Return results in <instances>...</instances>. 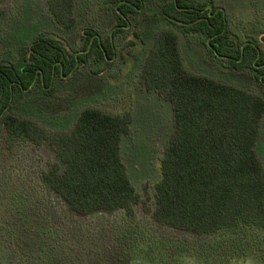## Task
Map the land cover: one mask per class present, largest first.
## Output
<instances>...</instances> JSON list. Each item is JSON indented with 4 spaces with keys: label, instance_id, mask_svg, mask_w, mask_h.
Listing matches in <instances>:
<instances>
[{
    "label": "trees",
    "instance_id": "trees-1",
    "mask_svg": "<svg viewBox=\"0 0 264 264\" xmlns=\"http://www.w3.org/2000/svg\"><path fill=\"white\" fill-rule=\"evenodd\" d=\"M144 2L101 0V8L111 9L114 16L105 36L87 27L79 49L68 51L57 39L37 33L25 55L0 64V121L6 141L48 142L62 168L53 164L41 173V181L80 215L122 210L125 218L133 217L139 195L121 157L130 111L85 107L69 132L47 133L34 120L10 112L13 93L32 86L50 93L55 77L87 66L91 57L96 62L92 71L101 73L116 55L115 38L127 31L130 18L142 11ZM211 2L167 0L157 14L203 43L211 62L248 72L264 91V25L255 37L239 36L240 21L221 8H208ZM47 9L61 28L75 26L74 0H47ZM172 26L153 36L138 74L144 88L166 99L172 110L173 131L160 160L152 217L208 239L195 245L143 237L129 228L118 234L123 253L128 264H160V255H169L172 246V253L194 251L207 264H233L245 256L264 259V174L255 150L264 98L190 71ZM121 60H125L122 52Z\"/></svg>",
    "mask_w": 264,
    "mask_h": 264
},
{
    "label": "rangeland",
    "instance_id": "rangeland-1",
    "mask_svg": "<svg viewBox=\"0 0 264 264\" xmlns=\"http://www.w3.org/2000/svg\"><path fill=\"white\" fill-rule=\"evenodd\" d=\"M166 1L145 0L142 11L130 18L127 31L115 38L116 55L101 73L93 72L96 62L91 57L87 66H79L68 76L55 77V89L50 93L38 86L14 92L10 109L18 117L34 120L47 133L69 132L85 107L109 113L130 111V128L121 139V157L139 195L132 219L125 218L122 210L85 215L70 210L41 181V173L53 164L62 168L52 147L46 141L39 145L25 140L8 142L0 121V264H128L118 234L129 228L143 237L186 240L195 245L207 242L208 236L177 230L152 217L160 160L173 131L172 110L166 99L144 88L138 74L153 36L172 26L157 14ZM2 8L0 64L25 55L26 46L37 33L53 37L68 51H75L85 28H94L105 36L114 21L111 9L101 8V0H74L76 23L68 30L51 18L47 0H3ZM208 8H221L239 20L238 35L246 39L255 37L264 25V0H212ZM172 27L190 71L264 98V91L248 72L211 62L203 43ZM130 41L134 44L127 45ZM255 150L264 174V114ZM261 242L264 244V238ZM172 249L169 255H160V264H207L194 251L174 254ZM232 263L264 264V259L245 256Z\"/></svg>",
    "mask_w": 264,
    "mask_h": 264
}]
</instances>
